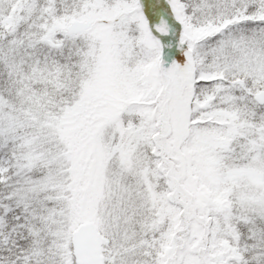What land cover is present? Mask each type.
<instances>
[{"label": "snow or ice", "instance_id": "snow-or-ice-1", "mask_svg": "<svg viewBox=\"0 0 264 264\" xmlns=\"http://www.w3.org/2000/svg\"><path fill=\"white\" fill-rule=\"evenodd\" d=\"M0 264H264V0H0Z\"/></svg>", "mask_w": 264, "mask_h": 264}]
</instances>
